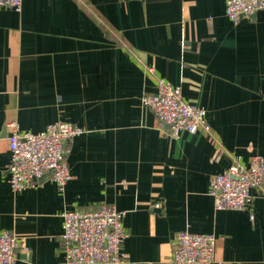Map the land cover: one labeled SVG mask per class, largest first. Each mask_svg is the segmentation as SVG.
<instances>
[{
	"label": "crops",
	"instance_id": "0c3cea01",
	"mask_svg": "<svg viewBox=\"0 0 264 264\" xmlns=\"http://www.w3.org/2000/svg\"><path fill=\"white\" fill-rule=\"evenodd\" d=\"M226 0H24L0 7V233L15 264H59L65 211L125 212L123 264H172L178 231L216 237L212 264H264V184L241 211L216 210L210 176L264 155V12L233 23ZM206 110L208 132L168 135L142 105L157 81ZM83 129L63 191L14 193L8 124ZM159 204V207H154Z\"/></svg>",
	"mask_w": 264,
	"mask_h": 264
},
{
	"label": "built area",
	"instance_id": "2783aa9c",
	"mask_svg": "<svg viewBox=\"0 0 264 264\" xmlns=\"http://www.w3.org/2000/svg\"><path fill=\"white\" fill-rule=\"evenodd\" d=\"M24 0H0V7L21 11ZM264 12V0H226L225 15L233 23L241 18ZM157 120L166 125L168 135L178 138L182 132H208L206 110L182 99L179 87L157 81V92L142 98ZM8 183L14 192L33 188L46 174L63 191L70 180L66 158L67 145L84 131L66 122H55L37 134L20 133L15 123L8 124ZM264 184V155L250 157L247 166L233 163L210 176L209 194L216 210L241 211L251 202L250 191ZM158 208L159 204H154ZM125 212L102 205L92 211H65L62 214L61 238L64 259L59 264H123L122 245L127 237L122 219ZM216 237L188 230L178 231L172 241V264H212ZM18 238L6 231L0 233V264H15Z\"/></svg>",
	"mask_w": 264,
	"mask_h": 264
},
{
	"label": "water",
	"instance_id": "95a60500",
	"mask_svg": "<svg viewBox=\"0 0 264 264\" xmlns=\"http://www.w3.org/2000/svg\"><path fill=\"white\" fill-rule=\"evenodd\" d=\"M48 177H49V174H46V175H44L43 177H41L40 179H38L37 181H38L39 183L44 182Z\"/></svg>",
	"mask_w": 264,
	"mask_h": 264
}]
</instances>
